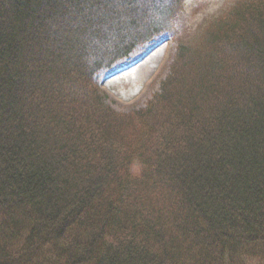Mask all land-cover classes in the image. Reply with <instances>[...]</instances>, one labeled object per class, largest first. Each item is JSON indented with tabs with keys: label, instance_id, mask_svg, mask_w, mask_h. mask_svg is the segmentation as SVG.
<instances>
[{
	"label": "trees",
	"instance_id": "1",
	"mask_svg": "<svg viewBox=\"0 0 264 264\" xmlns=\"http://www.w3.org/2000/svg\"><path fill=\"white\" fill-rule=\"evenodd\" d=\"M0 0V264H264V0ZM177 41L145 107L100 83Z\"/></svg>",
	"mask_w": 264,
	"mask_h": 264
},
{
	"label": "rangeland",
	"instance_id": "2",
	"mask_svg": "<svg viewBox=\"0 0 264 264\" xmlns=\"http://www.w3.org/2000/svg\"><path fill=\"white\" fill-rule=\"evenodd\" d=\"M225 1L187 0L185 8L189 18L185 19V28L190 26V30L196 29L215 14ZM172 38L162 37L156 47L146 52L144 50L143 54V47L137 48L129 64H123L110 77L102 79L101 94L109 106L122 113L145 107L146 102L159 89L160 82L169 74L178 44Z\"/></svg>",
	"mask_w": 264,
	"mask_h": 264
}]
</instances>
